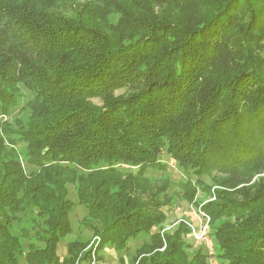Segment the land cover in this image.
<instances>
[{"label": "trees", "instance_id": "trees-1", "mask_svg": "<svg viewBox=\"0 0 264 264\" xmlns=\"http://www.w3.org/2000/svg\"><path fill=\"white\" fill-rule=\"evenodd\" d=\"M20 86L28 119L0 123V264L103 262L141 234L133 264H264V0H0V116ZM170 162L184 181L148 178ZM68 184L98 242L61 257ZM180 201L209 218L214 262L184 222L162 233Z\"/></svg>", "mask_w": 264, "mask_h": 264}, {"label": "rangeland", "instance_id": "rangeland-1", "mask_svg": "<svg viewBox=\"0 0 264 264\" xmlns=\"http://www.w3.org/2000/svg\"><path fill=\"white\" fill-rule=\"evenodd\" d=\"M81 2V0H78ZM114 18H117L115 16ZM32 100V94L24 87L20 86V93L18 97V105L12 109L11 114L9 116H0V123L1 122H9L11 124H14L16 120H20L23 122H26L28 119V116L30 114L27 104ZM93 103L99 105L100 101L97 99L92 100ZM23 144H18V148H23ZM24 152V151H23ZM167 171L164 173L160 172H152L148 171L146 172L148 178H150L153 182L157 184H161L164 180H169L172 183H180L186 179L185 173L183 170H181L177 165L170 162L169 165H167ZM125 170L133 171L135 172L134 168L122 166ZM80 174H88V172L85 171H79ZM218 178V175L213 173L210 176H205L202 178V182L205 186L211 187L214 183V180ZM259 178H264V173L255 176L253 181H257ZM191 179L193 182L196 181L195 177L191 176ZM197 196H196V202L198 204L206 203L207 201H213L214 197L212 195H208V192L205 190H202L201 187H197ZM67 189L69 191V196L71 199H73L76 202V205L74 209L72 210L71 214L69 215V220L71 224L72 232L69 236H67L59 246V254L61 257H63L66 254V246L67 244L80 240V241H88L91 240L90 245L94 242H98V239L94 237L92 239V232H90L86 227L83 226L82 220L86 216L87 211L82 206L77 205L76 201V195H75V189L76 187L72 184L67 185ZM181 189H176V192H181ZM214 188H212L211 193H213ZM163 211L165 212L167 219L164 222V225H162L163 230H166L168 227H170L173 223H175L177 220H183L186 222H192L194 226L199 228L200 224L202 222H205L204 219L200 218V209L197 210L195 206L188 204L187 202L180 201L179 204H177L175 207H172L170 209L164 208ZM31 214L28 213L25 218H22L20 221L19 227H30V218ZM176 228V227H175ZM209 234H210V227H209ZM210 238V235H209ZM187 242L193 245V248H198L200 244H195L192 242V239H187ZM149 243V238L145 236L144 234H141L138 236L137 239L131 240L129 242V249L127 251H124L120 254L115 253V251H112L110 253V250H113L111 247H106L101 252V258H103V262H99L97 260V264H133V256L137 249H139L143 244ZM206 253L211 254L212 261L214 262L215 255L217 254L216 249H214V244L210 240L209 244L207 246L202 245ZM111 248V249H110ZM97 257V256H96ZM119 259L122 260V262H119ZM24 264V262H22Z\"/></svg>", "mask_w": 264, "mask_h": 264}, {"label": "built area", "instance_id": "built-area-1", "mask_svg": "<svg viewBox=\"0 0 264 264\" xmlns=\"http://www.w3.org/2000/svg\"><path fill=\"white\" fill-rule=\"evenodd\" d=\"M199 213H200V211H199ZM200 218L204 219L205 222H202L200 224L199 228L194 226L192 222H186V221H183V220H177L175 223H173L166 230H163L162 233L164 231L171 232V231H173L175 229V227L180 222H184L187 225V227L189 228V230H190L191 238L193 239V241L196 242V243L203 244V245L207 246L209 244V242H210L209 232H208L209 231V218L205 217L202 213H200ZM89 264H97V260H96V258L93 255H92V258H91Z\"/></svg>", "mask_w": 264, "mask_h": 264}, {"label": "crops", "instance_id": "crops-1", "mask_svg": "<svg viewBox=\"0 0 264 264\" xmlns=\"http://www.w3.org/2000/svg\"><path fill=\"white\" fill-rule=\"evenodd\" d=\"M111 249V248H110ZM111 252L110 253H112V251H114V250H110ZM116 253V252H115Z\"/></svg>", "mask_w": 264, "mask_h": 264}]
</instances>
